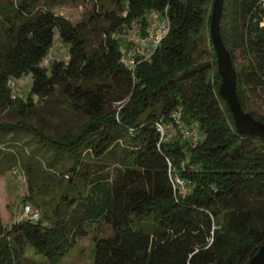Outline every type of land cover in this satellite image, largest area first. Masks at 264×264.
Returning a JSON list of instances; mask_svg holds the SVG:
<instances>
[{
    "label": "trees",
    "instance_id": "1",
    "mask_svg": "<svg viewBox=\"0 0 264 264\" xmlns=\"http://www.w3.org/2000/svg\"><path fill=\"white\" fill-rule=\"evenodd\" d=\"M46 1L40 8L38 0H6L1 6L0 111L17 107L23 118L59 89L64 103L77 107L84 121L59 136L21 120L0 124V135L3 129L12 130L8 139L0 136L3 159L14 133L31 131L34 151L22 161L28 174L34 171L32 156L41 149L48 152L47 167L61 177V160L71 162L64 170L66 196L59 198L50 226L26 219L6 230L0 208V264H16L27 247L48 264H61L75 239L86 235L82 222H74L77 211L84 215L77 219L104 223L112 231L95 240L92 264H247L264 245V206L243 203L252 193L264 196V142L236 131L218 92L215 56L210 62L195 61L206 38L211 46L213 0H96L97 15L77 25L51 11L57 1L76 0ZM261 1L224 0L220 34L235 68L241 107L264 123L247 100L259 90L264 101ZM165 10L168 33L132 76L119 63L122 46L112 35L133 21L143 28L149 12ZM102 17L108 26L101 25ZM87 28L103 35L92 54L84 48ZM55 37L67 48L68 60L44 68ZM27 75L31 84L26 98L11 99L8 79ZM102 80L108 83L99 84ZM114 90L121 92L116 101L122 103L108 111ZM178 108L184 125H198L201 140L161 139L155 124H167ZM19 147L12 145L21 156ZM37 160L34 167L42 172ZM111 165L117 167L113 181ZM171 177L189 182V193L175 191ZM27 199L34 200L33 194ZM70 221L74 226L69 228Z\"/></svg>",
    "mask_w": 264,
    "mask_h": 264
},
{
    "label": "rangeland",
    "instance_id": "2",
    "mask_svg": "<svg viewBox=\"0 0 264 264\" xmlns=\"http://www.w3.org/2000/svg\"><path fill=\"white\" fill-rule=\"evenodd\" d=\"M6 0H0L1 6ZM46 0H38L36 8L46 5ZM100 4L96 0H76L70 1H57L52 6L51 11L55 15L62 16L68 20L71 24L77 25L82 22H88L91 14L97 15L96 8ZM104 9H109L108 5H104ZM115 9V8H114ZM113 10V9H112ZM147 16V15H146ZM1 17V14H0ZM100 18V17H99ZM147 20V18H146ZM135 22V21H133ZM131 22L125 31H117L113 33V38H116L121 44L123 39L130 38ZM140 24V22H137ZM108 21L105 18H101V25L108 26ZM148 24L141 28V35H146L145 29ZM129 33V34H128ZM103 38V35L97 29H88L85 35V50L88 54H92L99 42ZM209 39V38H208ZM4 43V40L0 36V46ZM214 55L212 46L209 45L207 38L205 43L201 46V50L194 54L195 61L197 63L210 62ZM215 56V55H214ZM215 59V57H214ZM68 60L67 48L60 43L57 37H55L54 45L50 52L47 54L42 62L44 68H49L53 62H66ZM243 59H238V65L242 64ZM16 87L18 88L17 98L24 100L29 92L31 84V76H23L20 79H14ZM108 81L102 80L99 84H107ZM121 92L114 90L106 105L108 111L117 109L122 101H116L120 98ZM64 97L62 90H57L55 96L50 98L47 102L37 103L33 111L28 112L26 116L20 118L17 114V107L13 110L0 111V124H16L21 120L24 124L31 128L39 129L53 136H59L64 133L74 132L84 121L83 113L77 107H69L64 103ZM249 102V110L256 113L258 116L264 118V101L262 99V93L258 90L255 93L249 94L247 97ZM189 126L195 128L199 132L197 141L203 138L202 133L199 131L198 125L193 123ZM2 139H8L12 136V130L3 129L1 131ZM32 133L26 128H21L14 133V141L6 144L5 147L8 153L6 159L2 158V148L0 145V208L4 209V215L2 217V225L6 230H9L13 224L26 220L24 216V208L26 205L38 213V219L35 223H40L43 226H50L55 220L53 214L55 207L60 203L59 198L66 196V192L63 191L67 183V174L64 172L65 167H68L71 163L69 159L64 158L61 160V166L59 165V171L61 170L64 175H58V171L55 168H48L46 163L49 161V155L46 150H38L35 155L32 156L33 162L32 168L34 171L28 174L25 168L22 166L23 157L30 151H34L35 141L31 139ZM182 138L179 132L170 128L167 130V139L174 140ZM183 139V138H182ZM188 143H196L192 139H183ZM12 145L20 146L19 150L22 155H18L13 151ZM41 160L40 165L42 172L34 165ZM110 181L116 179L117 167L111 165L109 168ZM42 187V189H41ZM33 194L34 200H28L27 197ZM86 194V192L84 193ZM243 203L246 206H264V196L252 193L247 195ZM74 215V222L76 224L81 223L82 229L85 231V236L77 237L76 243L64 258L61 264H92L93 259V247L96 239L107 238L111 236V229L104 223L96 222L90 224L86 220L77 219L78 217L84 218V215L79 211ZM69 228L73 227L72 221L68 224ZM16 264H48L41 256L34 253V251L27 247L25 253L17 257Z\"/></svg>",
    "mask_w": 264,
    "mask_h": 264
},
{
    "label": "built area",
    "instance_id": "3",
    "mask_svg": "<svg viewBox=\"0 0 264 264\" xmlns=\"http://www.w3.org/2000/svg\"><path fill=\"white\" fill-rule=\"evenodd\" d=\"M261 7L263 9V21L264 27V0L261 1ZM147 28L145 29L146 35H141V27L137 21L131 24L130 38L123 39L121 44V56L119 63L126 68L132 76H134V70L136 65L140 61H148L156 48L159 46L161 40L167 35L169 30V20L166 14V10L163 14L151 11L147 14ZM124 31V30H123ZM126 31V30H125ZM116 39V38H114ZM117 40V39H116ZM7 85L10 89L11 99H16L18 94V88L16 87L14 79L10 78L7 81ZM156 130L159 132L161 139L164 141L167 139V130L170 128L179 132L183 139H192L194 142L199 137V132L192 126H186L181 119V110L178 108L171 115V119L167 124L158 122L155 124ZM172 187L181 195H187L190 191L189 182L177 177L170 178ZM24 216L30 222H34L38 219V213L35 212L31 206L26 205L24 208Z\"/></svg>",
    "mask_w": 264,
    "mask_h": 264
},
{
    "label": "water",
    "instance_id": "4",
    "mask_svg": "<svg viewBox=\"0 0 264 264\" xmlns=\"http://www.w3.org/2000/svg\"><path fill=\"white\" fill-rule=\"evenodd\" d=\"M223 2L224 0L212 1L209 22V41L215 55L216 69L220 78L218 92L226 103L238 134L256 135L264 142V123L257 121L251 114L245 112L237 96L235 68L220 34ZM247 264H264V245L259 247Z\"/></svg>",
    "mask_w": 264,
    "mask_h": 264
}]
</instances>
